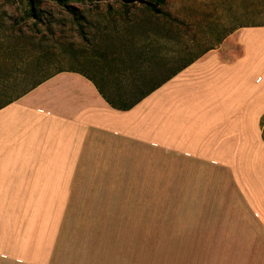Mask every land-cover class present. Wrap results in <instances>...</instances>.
Segmentation results:
<instances>
[{
	"label": "crops",
	"instance_id": "0c3cea01",
	"mask_svg": "<svg viewBox=\"0 0 264 264\" xmlns=\"http://www.w3.org/2000/svg\"><path fill=\"white\" fill-rule=\"evenodd\" d=\"M111 90L107 75L64 70L0 108V264H55L81 180L128 177L168 193L193 257L264 264V25L237 29L129 110L106 101Z\"/></svg>",
	"mask_w": 264,
	"mask_h": 264
},
{
	"label": "rangeland",
	"instance_id": "374dc122",
	"mask_svg": "<svg viewBox=\"0 0 264 264\" xmlns=\"http://www.w3.org/2000/svg\"><path fill=\"white\" fill-rule=\"evenodd\" d=\"M258 25L264 0H0V107L64 70L107 75L109 94L128 95L111 100L131 103L237 29ZM144 179L91 187L82 179L88 193L68 207L54 263L205 264L175 234V211L172 233L168 193L137 192ZM156 180L164 187L167 178Z\"/></svg>",
	"mask_w": 264,
	"mask_h": 264
},
{
	"label": "trees",
	"instance_id": "16d2710c",
	"mask_svg": "<svg viewBox=\"0 0 264 264\" xmlns=\"http://www.w3.org/2000/svg\"><path fill=\"white\" fill-rule=\"evenodd\" d=\"M159 5L157 3L153 4V3H150V2H147L145 3V8H147L148 10L152 11L153 13L155 14H161L162 11L159 9L158 7ZM210 49V48H209ZM147 50L148 49H143L142 52L143 53H147ZM199 57V56H198ZM198 57L190 60L188 63L182 65L180 68L176 69L171 75H169L168 77H166L163 81H161L159 84H157L156 86L150 88L148 91L142 93L141 96H139L137 98V100L131 102V103H116L114 100H111V98L113 97H117V98H125L127 97L128 95H126V93H120L118 94L117 96H113V97H107V96H104L106 101L113 107V108H116V109H119V110H129L131 109L132 107H134L137 103H139L141 100H143L148 94H150L151 92H153L156 88H158L159 86H161L163 83H165L166 81H168L170 78H172L173 76L177 75L179 72H181L183 69H185L187 66H189L195 59H197ZM141 62V61H140ZM146 63L148 62V59H145L142 61V63ZM140 64V63H139ZM139 68V67H138ZM138 71H141V69H139ZM142 81H146L145 79H140ZM41 82H39L38 84H36L33 88H35L37 85H39ZM32 88V89H33ZM135 97V96H134ZM13 102V101H11ZM11 102H8L6 103L5 105L11 103ZM3 105V106H5ZM3 106H1L0 108H2Z\"/></svg>",
	"mask_w": 264,
	"mask_h": 264
}]
</instances>
